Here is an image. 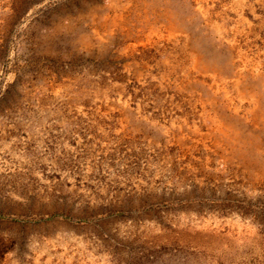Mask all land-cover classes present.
Segmentation results:
<instances>
[{
  "label": "rangeland",
  "instance_id": "374dc122",
  "mask_svg": "<svg viewBox=\"0 0 264 264\" xmlns=\"http://www.w3.org/2000/svg\"><path fill=\"white\" fill-rule=\"evenodd\" d=\"M0 264H264V0H0Z\"/></svg>",
  "mask_w": 264,
  "mask_h": 264
},
{
  "label": "bare ground",
  "instance_id": "6f19581e",
  "mask_svg": "<svg viewBox=\"0 0 264 264\" xmlns=\"http://www.w3.org/2000/svg\"><path fill=\"white\" fill-rule=\"evenodd\" d=\"M197 58V57H196ZM200 64H202V63H200Z\"/></svg>",
  "mask_w": 264,
  "mask_h": 264
}]
</instances>
